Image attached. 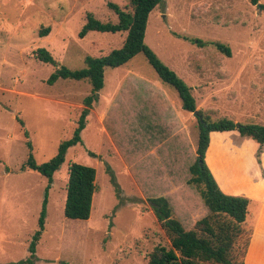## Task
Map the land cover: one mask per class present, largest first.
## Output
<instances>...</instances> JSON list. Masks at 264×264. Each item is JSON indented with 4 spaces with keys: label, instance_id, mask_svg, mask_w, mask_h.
<instances>
[{
    "label": "rangeland",
    "instance_id": "rangeland-1",
    "mask_svg": "<svg viewBox=\"0 0 264 264\" xmlns=\"http://www.w3.org/2000/svg\"><path fill=\"white\" fill-rule=\"evenodd\" d=\"M109 1L130 10L128 0H0V264H30L20 261L29 257L47 185L38 172L21 169L26 141L38 163L47 161L71 136L91 89L86 79L47 83L55 66L34 51L44 47L58 64L80 69L86 55L120 47L126 32L78 37L88 12L117 21ZM44 26L50 31L39 36ZM144 42L191 87L198 110L212 119L264 124V10L248 0H161L149 13ZM214 42L227 45L230 55ZM98 95L82 142L67 149L53 174L34 264H145L153 247L170 245L150 198L165 196L186 228L206 213L199 188L188 183L197 117L181 108L175 89L158 79L144 55L105 67ZM209 144L205 162L224 192L242 195L232 182L263 172L264 144L236 131L211 132ZM75 161L96 170L87 219L63 213Z\"/></svg>",
    "mask_w": 264,
    "mask_h": 264
},
{
    "label": "trees",
    "instance_id": "trees-1",
    "mask_svg": "<svg viewBox=\"0 0 264 264\" xmlns=\"http://www.w3.org/2000/svg\"><path fill=\"white\" fill-rule=\"evenodd\" d=\"M258 10H264V3L259 0H248ZM161 0H128L130 10L122 9L117 3L107 2V7L117 16L116 22H103L93 13L86 14V20L78 32V37H84L89 31L126 32L120 47L110 50L103 56L84 57L85 66L71 69L58 64L52 54L44 47L36 48L35 57L44 63L55 66L46 82L53 84L58 78L83 80L86 79L90 92L83 98V106L75 128L69 138L62 140L56 153L47 161L38 163L32 152L30 141H26L27 156L21 169H31L47 179V185L42 200L41 210L37 218V229L34 231L28 245L29 257L21 263L34 264L35 248L44 229L48 189L57 171L65 159L70 146L81 143V131L85 127L86 118L93 102L98 99V92L104 86L105 67H118L128 62L138 53H142L152 66L158 79L171 85L181 102V108L195 112L198 121V134L195 148V159L189 166L188 183L199 188V194L206 208V213L197 218L192 227L186 228L173 214L172 207L165 196L150 198L151 207L157 221L169 239L170 245H156L148 253L145 264H243L249 244L252 227L247 221L250 199L246 196L228 194L218 185L210 168L205 162L209 147L211 132L236 131L241 136H247L258 144H264V124L253 122L242 123L227 117L212 119L207 113L196 108L191 87L187 85L172 69L165 65L155 52L145 44L146 23L151 10ZM49 26L38 31L39 36L47 35ZM192 40V38H191ZM214 46L222 53L230 55L227 45L214 42ZM20 123L22 120L17 118ZM27 135V131L24 132ZM89 154L94 155L92 151ZM262 150L256 151V160L260 162ZM106 172L116 192L119 187L112 169L108 166ZM95 167L79 162H71L68 167L66 195L63 207L65 217L71 219H87L90 215L91 202L95 191Z\"/></svg>",
    "mask_w": 264,
    "mask_h": 264
},
{
    "label": "crops",
    "instance_id": "crops-1",
    "mask_svg": "<svg viewBox=\"0 0 264 264\" xmlns=\"http://www.w3.org/2000/svg\"><path fill=\"white\" fill-rule=\"evenodd\" d=\"M261 165L263 172H254L256 177L253 175V178H249L246 182L238 179L232 182L239 185L237 194L250 199L247 221L252 227V232L243 264H264V152L261 154Z\"/></svg>",
    "mask_w": 264,
    "mask_h": 264
},
{
    "label": "water",
    "instance_id": "water-1",
    "mask_svg": "<svg viewBox=\"0 0 264 264\" xmlns=\"http://www.w3.org/2000/svg\"><path fill=\"white\" fill-rule=\"evenodd\" d=\"M193 113H195V112H193Z\"/></svg>",
    "mask_w": 264,
    "mask_h": 264
}]
</instances>
